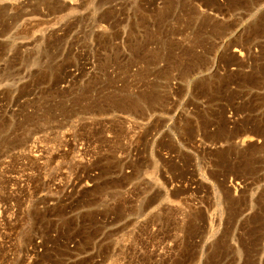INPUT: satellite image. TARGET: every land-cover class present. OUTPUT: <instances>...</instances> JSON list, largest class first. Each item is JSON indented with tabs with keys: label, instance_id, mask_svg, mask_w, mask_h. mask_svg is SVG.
<instances>
[{
	"label": "rangeland",
	"instance_id": "rangeland-1",
	"mask_svg": "<svg viewBox=\"0 0 264 264\" xmlns=\"http://www.w3.org/2000/svg\"><path fill=\"white\" fill-rule=\"evenodd\" d=\"M0 264H264V0H0Z\"/></svg>",
	"mask_w": 264,
	"mask_h": 264
},
{
	"label": "bare ground",
	"instance_id": "bare-ground-1",
	"mask_svg": "<svg viewBox=\"0 0 264 264\" xmlns=\"http://www.w3.org/2000/svg\"><path fill=\"white\" fill-rule=\"evenodd\" d=\"M250 140H252V139H250ZM246 141H244L243 143H245Z\"/></svg>",
	"mask_w": 264,
	"mask_h": 264
}]
</instances>
